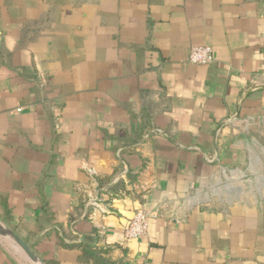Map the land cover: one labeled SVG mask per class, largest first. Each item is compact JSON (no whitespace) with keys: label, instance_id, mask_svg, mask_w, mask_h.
Wrapping results in <instances>:
<instances>
[{"label":"crops","instance_id":"crops-1","mask_svg":"<svg viewBox=\"0 0 264 264\" xmlns=\"http://www.w3.org/2000/svg\"><path fill=\"white\" fill-rule=\"evenodd\" d=\"M261 127L264 0H0V219L44 264H264V213L207 202Z\"/></svg>","mask_w":264,"mask_h":264},{"label":"rangeland","instance_id":"rangeland-1","mask_svg":"<svg viewBox=\"0 0 264 264\" xmlns=\"http://www.w3.org/2000/svg\"><path fill=\"white\" fill-rule=\"evenodd\" d=\"M259 130L263 132L264 128L261 127ZM260 138L261 140L264 139L263 137ZM257 154L261 156V162L264 164V152L259 151ZM260 169L261 173H264V165ZM225 185L227 184H218L217 190L210 193V197L207 202L210 204L209 206L212 210H226V212L228 211L231 213L233 211L240 210L241 207H243L245 210H260L264 213V177H253L249 173V175L244 178L243 182L239 184H230L231 187H229V190L232 189L231 192H227L225 190V187L227 188ZM236 186H239V191L237 192L235 191ZM3 243L12 254L18 257L20 256L23 259L21 254L13 247L6 242ZM23 261L27 262L24 259Z\"/></svg>","mask_w":264,"mask_h":264},{"label":"built area","instance_id":"built-area-1","mask_svg":"<svg viewBox=\"0 0 264 264\" xmlns=\"http://www.w3.org/2000/svg\"><path fill=\"white\" fill-rule=\"evenodd\" d=\"M188 61L193 64H209L214 61L213 50L210 46H192L189 51ZM153 214L145 209L137 210L124 228L123 235L126 239H138L147 233L149 221Z\"/></svg>","mask_w":264,"mask_h":264},{"label":"water","instance_id":"water-1","mask_svg":"<svg viewBox=\"0 0 264 264\" xmlns=\"http://www.w3.org/2000/svg\"><path fill=\"white\" fill-rule=\"evenodd\" d=\"M0 240L13 247L29 264H44L42 258L14 230L0 219Z\"/></svg>","mask_w":264,"mask_h":264}]
</instances>
